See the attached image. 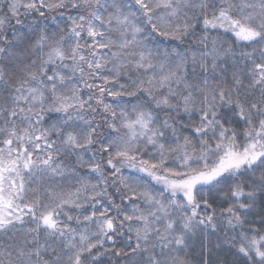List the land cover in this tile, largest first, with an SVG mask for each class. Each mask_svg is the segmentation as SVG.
Here are the masks:
<instances>
[{
  "label": "snow or ice",
  "instance_id": "snow-or-ice-1",
  "mask_svg": "<svg viewBox=\"0 0 264 264\" xmlns=\"http://www.w3.org/2000/svg\"><path fill=\"white\" fill-rule=\"evenodd\" d=\"M0 264H264V0H0Z\"/></svg>",
  "mask_w": 264,
  "mask_h": 264
}]
</instances>
